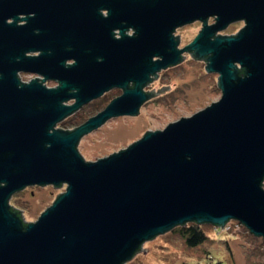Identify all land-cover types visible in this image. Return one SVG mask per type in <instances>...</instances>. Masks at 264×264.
Segmentation results:
<instances>
[{"label": "water", "instance_id": "1", "mask_svg": "<svg viewBox=\"0 0 264 264\" xmlns=\"http://www.w3.org/2000/svg\"><path fill=\"white\" fill-rule=\"evenodd\" d=\"M194 20L200 30L177 48L171 33ZM236 21V33H217ZM185 51L218 73L219 99L84 160L80 138L169 89L142 87ZM20 70L59 85L22 83ZM111 86L123 92L103 110L55 127ZM263 180L264 0H0V264H124L187 222L222 229L235 220L264 241ZM45 184L65 188L25 220L11 195Z\"/></svg>", "mask_w": 264, "mask_h": 264}, {"label": "rangeland", "instance_id": "2", "mask_svg": "<svg viewBox=\"0 0 264 264\" xmlns=\"http://www.w3.org/2000/svg\"><path fill=\"white\" fill-rule=\"evenodd\" d=\"M243 25V21H236L219 33L233 34ZM201 26L200 21H194L177 28L175 33L179 34V46L189 43ZM182 56L184 58L177 64L159 71L158 76L145 86L146 90L153 88L156 91L157 87L170 84L169 89L146 101L138 114L112 117L78 141L77 150L84 160H95L117 151L140 138L146 129H162L180 116H189L209 105L211 101L219 99L221 90L217 86L218 73L207 71L205 60L194 58L189 51H185ZM33 76L28 73L21 74L24 81ZM46 84L53 86L54 82ZM116 92L118 90L113 89L100 102L89 104L74 115L71 122L94 112L97 106H101L108 100V96ZM69 125L70 122L65 121L56 127L70 129ZM64 188L65 185L54 187L51 184L27 186L13 193L9 204L23 210L25 220L34 221L51 204L56 193L62 192ZM240 225L239 223V228L234 227L229 231H218L210 224H203V228L210 235L209 240L196 247L186 246L177 230L166 231L144 241L141 247H147V251H137L124 264H264V250L253 248V244H259L260 249L264 246L260 237H248L247 229Z\"/></svg>", "mask_w": 264, "mask_h": 264}, {"label": "flooded vegetation", "instance_id": "3", "mask_svg": "<svg viewBox=\"0 0 264 264\" xmlns=\"http://www.w3.org/2000/svg\"><path fill=\"white\" fill-rule=\"evenodd\" d=\"M101 11V13L103 14V15H106L107 14V10L106 9H102V10H100ZM19 16H24L23 14H20ZM209 20H212V22H209ZM8 21H11V19L9 18L8 19ZM194 21H199V20H194ZM194 21H192V22H194ZM25 21L24 20H22V21H17V23L18 24H22V23H24ZM192 22H190V23H192ZM201 22V21H200ZM207 22L210 24V23H213L214 22V17H212V16H210V17H208L207 18ZM190 23H187V24H190ZM233 23V22H232ZM187 24H184V25H181V26H185V25H187ZM229 24H231V23H229ZM228 24V25H229ZM201 25H202V23H201ZM181 26H177L174 30H173V32L171 33V35L175 38V39H177L178 40V43H177V45H176V47L177 48H181L180 46H179V36L175 33V31L177 30V28H179V27H181ZM227 27V26H226ZM225 27V28H226ZM221 31V30H220ZM124 33L125 34H127V35H131V34H133L134 33V29L133 28H131V27H128L125 31H124ZM217 33H219V31L217 32ZM113 37L114 38H120L121 37V34L119 33V29L118 28H116V29H114L113 30ZM188 44V43H187ZM186 45V44H185ZM184 45V46H185ZM183 47V46H182ZM41 51L40 50H36V51H30V52H26V55H38L39 53H40ZM184 53V52H183ZM182 53V54H183ZM75 62V60L73 59V58H68V59H66L65 60V66L66 65H69V64H72V63H74ZM171 66H174V65H169V66H167V67H165V68H168V67H171ZM165 68H160L158 71H156V74L155 75H151V77H152V80L153 79H155L157 76H158V72L159 71H161L162 69H165ZM22 73H28V74H33L34 76L32 77V78H30L29 80H27V81H24L22 78H21V74ZM17 77L19 78V80H20V82H22V83H26V82H29L31 79H33V78H37L38 79V81L39 82H41V84H43V85H45L46 87H55V86H57V85H59V81L57 80V79H54V78H47V79H45L44 78V76L42 75V74H40V73H35V72H28V71H18L17 72ZM151 80V81H152ZM54 82V85L53 86H48L46 83L47 82ZM150 81V82H151ZM149 83V82H148ZM147 83V84H148ZM146 84V85H147ZM146 85H144L143 87H142V90L144 91V92H146V89H145V86ZM132 86V82L131 81H129L128 82V87H131ZM118 90V92H116V93H114V94H111L110 96H108V100L105 102V103H103L101 106H97V108L95 109V111L94 112H92V113H89V114H86V115H84V116H82V117H80V119L79 120H75L73 123L71 122V120L73 119V118H75L74 117V115H77V113L79 112V111H81L82 109H84L86 106H88L89 104H93V103H95V102H100L101 101V99L103 98V96H107V94L111 91V90ZM148 91H152V90H148ZM122 92H123V89L121 88V87H119V86H111V87H109L108 89H106V90H104L101 94H99V95H97V96H95V97H92V98H90L89 100H87V101H85V102H83V103H81L75 110H73L70 114H67L64 118H62L59 122H57L56 123V125H58L59 123H63V122H65V121H69L70 122V125L69 126H71V128L70 129H65V130H71V129H73V128H75V127H77L78 125H80V124H82L83 122H85L89 117H91V116H94L95 114H97L98 112H100L101 110H103L106 106H107V104L113 99V98H115V97H117V96H119V95H121L122 94ZM151 99H154V96L153 97H151V98H149V99H147L146 101H148V100H151ZM146 101H144L143 103H141V105L139 106V108H138V113H139V111H140V108H141V106L143 105V104H145V102ZM75 102V98H69L68 100H66V101H64L63 103L64 104H72V103H74ZM137 113V114H138ZM136 115V114H135ZM130 116H133V115H130ZM112 118V117H111ZM110 119V118H109ZM109 119H107L106 121H108ZM105 121V122H106ZM104 122V123H105ZM104 123H102L100 126H102ZM56 125H55V127H56ZM100 126H98L97 128H95V129H93V130H91L90 132H92V131H94V130H97ZM89 133V132H88ZM86 134H84L83 136H85ZM82 136V137H83ZM81 137V138H82ZM80 138V139H81ZM25 187H27V186H25ZM24 187V188H25ZM24 188H22V189H24ZM21 189V190H22Z\"/></svg>", "mask_w": 264, "mask_h": 264}, {"label": "trees", "instance_id": "4", "mask_svg": "<svg viewBox=\"0 0 264 264\" xmlns=\"http://www.w3.org/2000/svg\"><path fill=\"white\" fill-rule=\"evenodd\" d=\"M262 185L264 187V180L262 181ZM237 228H239V225ZM172 230H177L180 233L181 237L184 240L185 245L188 247H196L202 244L203 242L209 240V236H210L208 232L203 228V224H197L195 222H187L184 225L175 226ZM246 233L248 237H254V235L250 234L248 230L246 231ZM255 238L257 237L255 236ZM260 240H261V244L263 243L264 245V241L261 238ZM225 241L227 242L226 238ZM226 247L229 249L228 245H226ZM253 248L255 250H264V246L262 247V249H260L259 244H255V245L253 244Z\"/></svg>", "mask_w": 264, "mask_h": 264}, {"label": "built area", "instance_id": "5", "mask_svg": "<svg viewBox=\"0 0 264 264\" xmlns=\"http://www.w3.org/2000/svg\"><path fill=\"white\" fill-rule=\"evenodd\" d=\"M239 223L235 220H230L229 222H227L225 224V226L222 228V230H225V231H229L230 229L234 228V227H238ZM215 229H220V228H217V227H214Z\"/></svg>", "mask_w": 264, "mask_h": 264}]
</instances>
